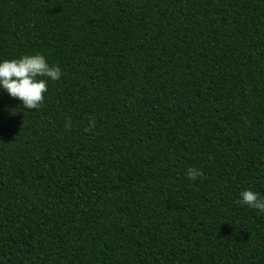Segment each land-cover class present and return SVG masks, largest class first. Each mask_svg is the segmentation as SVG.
Returning <instances> with one entry per match:
<instances>
[{
  "label": "trees",
  "instance_id": "16d2710c",
  "mask_svg": "<svg viewBox=\"0 0 264 264\" xmlns=\"http://www.w3.org/2000/svg\"><path fill=\"white\" fill-rule=\"evenodd\" d=\"M37 53L41 108L0 88V264H264V0H0V62Z\"/></svg>",
  "mask_w": 264,
  "mask_h": 264
},
{
  "label": "clouds",
  "instance_id": "9594fccd",
  "mask_svg": "<svg viewBox=\"0 0 264 264\" xmlns=\"http://www.w3.org/2000/svg\"><path fill=\"white\" fill-rule=\"evenodd\" d=\"M59 65H49L42 54L23 55L20 58L5 59L0 62V88L9 96L19 99L24 108L29 110L39 109L44 105V94L48 91L46 79L57 81L62 76ZM95 117L90 116L85 132H91L95 127ZM71 120H66L65 130L71 131ZM185 175L189 180L203 179L204 173L195 167H189ZM238 204L247 205L260 212H264V196L259 192L245 189L240 193ZM225 223V222H222Z\"/></svg>",
  "mask_w": 264,
  "mask_h": 264
}]
</instances>
